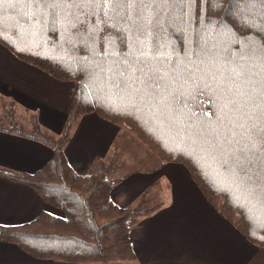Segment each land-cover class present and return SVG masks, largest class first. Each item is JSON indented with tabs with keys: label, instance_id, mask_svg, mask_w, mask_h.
<instances>
[{
	"label": "trees",
	"instance_id": "obj_1",
	"mask_svg": "<svg viewBox=\"0 0 264 264\" xmlns=\"http://www.w3.org/2000/svg\"><path fill=\"white\" fill-rule=\"evenodd\" d=\"M256 32L264 33V0H201L195 20L179 4L78 12L71 0H0V43L71 83L61 134L34 127L50 160L34 173L0 166L1 177L29 186L64 216L40 211L0 225V241L41 260L138 264L133 210L113 201L108 166L80 174L63 151L76 121L94 113L162 163L184 166L206 200L264 247V43ZM138 61L162 67L160 87L137 81Z\"/></svg>",
	"mask_w": 264,
	"mask_h": 264
},
{
	"label": "crops",
	"instance_id": "obj_2",
	"mask_svg": "<svg viewBox=\"0 0 264 264\" xmlns=\"http://www.w3.org/2000/svg\"><path fill=\"white\" fill-rule=\"evenodd\" d=\"M70 89V82L18 59L0 43V121L8 124L0 125L1 167L34 173L50 160L51 147L18 128L29 116L42 129L61 134ZM137 143L90 113L76 121L62 146L80 174L99 162L109 167L113 201L135 214L130 236L139 264H264V247L250 243L206 200L184 166L162 163ZM40 211L61 216L29 186L0 176V225L29 222ZM0 264L65 263L32 257L0 241Z\"/></svg>",
	"mask_w": 264,
	"mask_h": 264
},
{
	"label": "snow or ice",
	"instance_id": "obj_3",
	"mask_svg": "<svg viewBox=\"0 0 264 264\" xmlns=\"http://www.w3.org/2000/svg\"><path fill=\"white\" fill-rule=\"evenodd\" d=\"M201 0H71V4L74 8L80 12L85 6L91 7L94 4H99L101 8L105 5L108 7L116 6L120 9H126L128 7H150L155 10L157 7H163L165 5L179 4L183 9L185 5H188L192 11V18L198 19V10ZM207 6V5H205ZM218 6V5H217ZM87 15L86 13H83ZM83 27V24H81ZM264 43V33H254ZM121 44H124L123 35L117 37ZM144 55V53H141ZM134 74L137 75V81L144 85V87L157 88L161 86L163 71L162 67L152 66L145 61H138L136 66H133Z\"/></svg>",
	"mask_w": 264,
	"mask_h": 264
},
{
	"label": "rangeland",
	"instance_id": "obj_4",
	"mask_svg": "<svg viewBox=\"0 0 264 264\" xmlns=\"http://www.w3.org/2000/svg\"><path fill=\"white\" fill-rule=\"evenodd\" d=\"M3 109V111L5 112L6 111V113H7V110L9 109V107H8V105H7V107L5 108L4 106L2 107ZM3 114V113H2ZM22 117V116H21ZM20 117V118H21ZM4 118V117H3ZM14 119L16 118V117H13ZM25 118H27V119H29V121L26 123V124H24L23 123V125H25V126H19V128L18 129H20V130H22V131H24V132H28V133H31V134H34V135H36V131H35V125H36V123H35V121L34 122H32V119L31 118H29V116L28 117H24V119ZM23 119V118H22ZM2 121V122H1ZM1 121H0V125H5L6 124V122H5V120L4 119H1ZM5 123V124H4ZM6 125H8V124H6ZM41 130H43L42 128H41ZM43 132V131H42ZM127 133V132H126ZM127 134H129V133H127ZM130 135V134H129ZM138 143L137 144H139L138 146L140 147L141 146V148H143L144 150H145V152H147L148 154H150V156H155L146 146H144L142 143H140L137 139H135ZM136 151V150H135ZM127 152H129V154L130 155H132V154H134L135 152H131V150L130 151H127ZM156 157V156H155ZM157 158V157H156ZM158 159V158H157ZM159 160V159H158ZM109 168V167H108ZM109 171H110V169H108V174H109ZM133 210V209H132ZM58 212H59V214L61 215V216H64V214H63V212L62 211H60V210H58ZM134 216H135V214H134V211H133V218H134ZM136 255V254H135ZM136 260H137V258H136ZM138 262V261H137ZM66 264V263H65ZM67 264H69V263H67ZM139 264V263H138Z\"/></svg>",
	"mask_w": 264,
	"mask_h": 264
}]
</instances>
